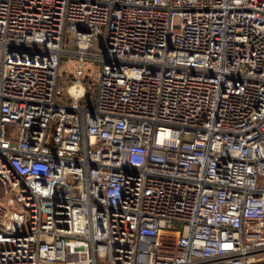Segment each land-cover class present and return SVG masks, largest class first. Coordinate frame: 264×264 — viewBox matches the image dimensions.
<instances>
[{"label":"built area","instance_id":"obj_1","mask_svg":"<svg viewBox=\"0 0 264 264\" xmlns=\"http://www.w3.org/2000/svg\"><path fill=\"white\" fill-rule=\"evenodd\" d=\"M0 264H264V0H0Z\"/></svg>","mask_w":264,"mask_h":264},{"label":"rangeland","instance_id":"obj_2","mask_svg":"<svg viewBox=\"0 0 264 264\" xmlns=\"http://www.w3.org/2000/svg\"><path fill=\"white\" fill-rule=\"evenodd\" d=\"M96 53L98 52V47H95L94 50ZM79 63L75 58L62 57L60 62L59 69V77H60V85L62 83L70 84L74 81V77H76V70L78 68ZM100 69V63L94 59L86 58L82 63L83 77L82 81H86L90 90L87 92L85 99L90 98L89 94H92L94 90L96 76ZM91 100V99H90Z\"/></svg>","mask_w":264,"mask_h":264},{"label":"trees","instance_id":"obj_3","mask_svg":"<svg viewBox=\"0 0 264 264\" xmlns=\"http://www.w3.org/2000/svg\"><path fill=\"white\" fill-rule=\"evenodd\" d=\"M82 83L87 86V82L86 81H82ZM59 84H60V81H59ZM90 95V98H87V99H84L81 104L82 105H86V106H89L91 107L93 105V101H94V95H95V92L93 90L92 94H89ZM91 99V100H90Z\"/></svg>","mask_w":264,"mask_h":264},{"label":"bare ground","instance_id":"obj_4","mask_svg":"<svg viewBox=\"0 0 264 264\" xmlns=\"http://www.w3.org/2000/svg\"><path fill=\"white\" fill-rule=\"evenodd\" d=\"M75 90H78L79 93L82 92V88H80L79 86H76V87H72V88H70L69 92H70L71 94H74Z\"/></svg>","mask_w":264,"mask_h":264}]
</instances>
